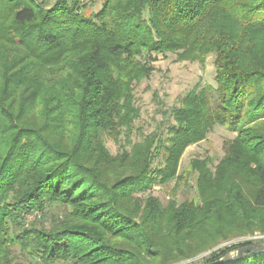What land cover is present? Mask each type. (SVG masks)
Instances as JSON below:
<instances>
[{
	"label": "trees",
	"instance_id": "obj_1",
	"mask_svg": "<svg viewBox=\"0 0 264 264\" xmlns=\"http://www.w3.org/2000/svg\"><path fill=\"white\" fill-rule=\"evenodd\" d=\"M168 54L212 56L214 85L195 86L166 126L132 141L134 87ZM216 126L234 134L221 159L180 169ZM191 174L192 199L148 192ZM35 212L48 225H25ZM255 236L264 0H100L96 11L84 0H0V264H264V251L220 262Z\"/></svg>",
	"mask_w": 264,
	"mask_h": 264
},
{
	"label": "rangeland",
	"instance_id": "obj_2",
	"mask_svg": "<svg viewBox=\"0 0 264 264\" xmlns=\"http://www.w3.org/2000/svg\"><path fill=\"white\" fill-rule=\"evenodd\" d=\"M84 1L92 4V11L99 9L100 0H95L94 4L91 0ZM175 59L174 54L158 55L152 74L135 85L134 96L136 104L140 108V117L134 123L132 141H139L156 128L166 126V112L178 106L183 96L195 86L214 85L212 56L206 58L204 65L197 62H177ZM162 123L164 124L162 125ZM233 137L234 134L227 129L221 126L214 127L206 139L185 150L180 161V169L188 170L189 163L194 159H207L215 165L224 154L225 142ZM105 142L111 154L118 151V145L112 140L107 139ZM186 173L184 172L183 175L185 176ZM148 192L156 196L161 203H166L170 198L183 202L196 196L195 177L191 174L187 178H183L179 184H176L175 181H170L165 185L156 184ZM61 210L62 207L59 206L45 209L49 214L59 213ZM23 222L25 225L31 223L48 225L49 219L40 218L35 212L25 216ZM263 237L255 236L252 239ZM225 244L227 243H223L221 246ZM207 253L201 254L199 258Z\"/></svg>",
	"mask_w": 264,
	"mask_h": 264
},
{
	"label": "water",
	"instance_id": "obj_3",
	"mask_svg": "<svg viewBox=\"0 0 264 264\" xmlns=\"http://www.w3.org/2000/svg\"><path fill=\"white\" fill-rule=\"evenodd\" d=\"M262 251H264V239L254 241V242H252V244L250 246L243 248V249H240L237 252H235V251L231 252L230 254L227 255V257L222 259L220 262H224V261L227 262L229 260L235 259V258L241 256V254L243 252L257 253V252H262Z\"/></svg>",
	"mask_w": 264,
	"mask_h": 264
}]
</instances>
